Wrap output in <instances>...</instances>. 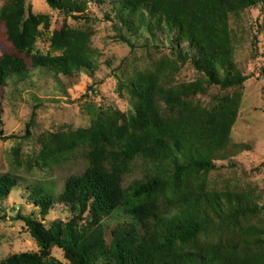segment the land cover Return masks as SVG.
Here are the masks:
<instances>
[{"label": "trees", "instance_id": "obj_1", "mask_svg": "<svg viewBox=\"0 0 264 264\" xmlns=\"http://www.w3.org/2000/svg\"><path fill=\"white\" fill-rule=\"evenodd\" d=\"M43 1L65 18L91 22L88 0ZM26 2L11 0L0 14L13 50L0 57V86L36 70L66 80L91 74L99 57L91 47L92 30H54L50 51L43 54L36 44L51 20L27 9ZM263 3L112 0L104 18L113 23L115 39L130 53L154 50L156 60L149 58L139 67L135 58L124 59L118 66L116 94L127 102L128 112L99 110L88 128L44 135L42 164L79 155L85 165L54 196L40 189L29 192L41 220L19 212L16 219L38 251L13 254L0 264H264V196L234 177L211 176L225 168L217 162L233 168V156L243 147L233 142L231 129L247 77L235 60L237 38L230 18ZM167 40L169 56H161L160 45ZM187 65L196 78L177 82ZM34 116L32 112L25 137ZM13 154L19 158V147ZM19 182L14 174H0V203ZM54 205L72 217L45 226L42 220ZM118 209L134 224L116 226L107 242L102 221ZM55 247L65 262L51 255Z\"/></svg>", "mask_w": 264, "mask_h": 264}, {"label": "rangeland", "instance_id": "obj_2", "mask_svg": "<svg viewBox=\"0 0 264 264\" xmlns=\"http://www.w3.org/2000/svg\"><path fill=\"white\" fill-rule=\"evenodd\" d=\"M95 1L88 0L89 24L65 18L52 11L43 0L26 2L27 9L35 14L48 15L51 20L48 32L37 41L39 52L46 54L50 51L48 38L52 31L68 26L92 30L91 47L99 57L91 74L80 73L71 80L54 79L49 72L36 70L22 78L9 79L5 87L0 86V174L10 173L20 179L19 187L0 203V260L13 254L38 251L24 223L16 219L19 212L22 216H34L41 220L38 209L27 196L29 192L40 189L44 195L54 196L61 190L65 179L80 173L85 165L79 155L75 156L76 160L42 164L40 141L44 135L88 128L92 116L99 110L128 112L129 105L116 94L118 66L124 59L130 62L135 58L139 67L146 65L149 58L156 60L154 50L141 49L130 53L128 46L117 41L113 23L104 18L106 13H111L112 0H102L101 4ZM10 2L0 0V14L7 12ZM230 25L237 38L235 60L247 77L237 118L231 129L233 142L243 147L233 156V168L227 167L226 162H217V166L225 168L211 176L234 177L242 185L257 187L264 196V3L251 8L245 15L233 16ZM131 40L138 46L143 44L139 38ZM160 46L164 48L161 56H169L168 51L172 47L169 40ZM182 49L187 51L185 47ZM12 52L4 26L0 24V57L3 53ZM195 78V72L187 65L181 69L176 81L190 82ZM209 92L214 93L213 90ZM198 98L208 101L207 97ZM32 112L35 113L33 124L29 136L25 137V126ZM15 147H19V158L13 154ZM71 217L68 209L54 205L42 222L48 226L52 221L67 222ZM123 224L133 225L134 222L119 209L103 219L107 242L110 232ZM51 255L65 262L61 250L56 247Z\"/></svg>", "mask_w": 264, "mask_h": 264}]
</instances>
